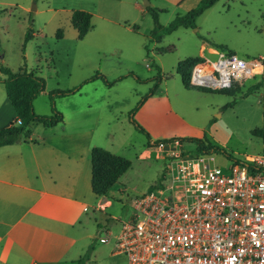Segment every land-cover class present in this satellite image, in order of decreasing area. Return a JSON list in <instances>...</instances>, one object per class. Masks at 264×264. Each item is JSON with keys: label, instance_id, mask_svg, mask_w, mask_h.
Segmentation results:
<instances>
[{"label": "rangeland", "instance_id": "rangeland-1", "mask_svg": "<svg viewBox=\"0 0 264 264\" xmlns=\"http://www.w3.org/2000/svg\"><path fill=\"white\" fill-rule=\"evenodd\" d=\"M198 2L184 0L175 6L164 1L166 9L157 12L158 23L166 26ZM141 8H146L143 0H0V63L13 72L37 70L44 80V94L35 102L40 109L50 111L52 100L57 110L61 96L51 93L79 84L95 71L110 82L131 73L109 86L96 78L74 94L76 103L91 111L86 118L94 119L96 144L126 158L130 166L104 194V208L98 207L103 212H93L88 223L89 238L84 246L81 240L75 243L66 264H78L89 248L82 264H126L124 255L116 252L114 237L131 216L133 200L166 174L164 159L129 121L131 109L149 92L146 98H158L156 109L163 124L173 125L180 118L203 128L208 141L224 151L211 152L222 168L233 159L264 155V89L237 86L229 92L186 87L178 72V66L196 57L200 44L206 47V42L213 44L211 48L251 58L264 56V0H216L195 17L193 28L178 27L158 40L148 37L153 22L146 9L140 13ZM72 10L91 14L89 30L80 40L69 22ZM28 27L31 37L24 42ZM106 133L111 140L102 138ZM182 149L199 154L192 142L183 141Z\"/></svg>", "mask_w": 264, "mask_h": 264}, {"label": "built area", "instance_id": "built-area-1", "mask_svg": "<svg viewBox=\"0 0 264 264\" xmlns=\"http://www.w3.org/2000/svg\"><path fill=\"white\" fill-rule=\"evenodd\" d=\"M187 83L264 89V56L202 47ZM150 146L167 175L133 200L114 237L126 264H264V155L222 168L211 153L187 154L176 139Z\"/></svg>", "mask_w": 264, "mask_h": 264}, {"label": "crops", "instance_id": "crops-1", "mask_svg": "<svg viewBox=\"0 0 264 264\" xmlns=\"http://www.w3.org/2000/svg\"><path fill=\"white\" fill-rule=\"evenodd\" d=\"M164 1L168 0H151L150 5L164 10ZM169 1L175 6L184 2ZM133 4L138 7L136 2ZM140 13H146L145 8ZM206 44V47L200 44L197 56L202 47L213 45ZM32 72L39 75L37 70ZM0 78L5 75L0 73ZM63 89L67 88L59 90ZM78 91L59 97L56 109L62 114L61 122L49 127L34 122L23 140L0 146V264H66L71 261L75 243L81 240L84 246L89 238L92 213L103 212L98 207L104 208V195L97 196L90 188L89 158L92 147L102 146L95 142L94 119L86 118L91 111L88 107L84 110L74 99ZM41 94L44 89L32 100L33 110L36 114H49L50 111L40 109L35 103ZM64 97L70 99L63 102ZM157 102L158 98L147 97L134 114L152 140L205 134L203 128L180 118L173 125L163 124ZM14 116L4 92L0 96V127L11 122ZM36 132L34 139L32 135ZM106 137L102 135L107 140L112 138L107 133ZM106 143L110 145L109 141Z\"/></svg>", "mask_w": 264, "mask_h": 264}, {"label": "trees", "instance_id": "trees-1", "mask_svg": "<svg viewBox=\"0 0 264 264\" xmlns=\"http://www.w3.org/2000/svg\"><path fill=\"white\" fill-rule=\"evenodd\" d=\"M216 0H199L198 4L188 10L182 16L174 17L166 26H161L157 20V12L159 10L152 6H147L145 9L150 14L153 27L149 32L148 37L158 40L163 34L170 33L178 27L193 28L194 19L200 15L205 9L209 8ZM91 14L83 10H72L69 17L71 27L76 32V39L80 40L84 37L88 28L90 27ZM31 37V29L28 27L24 33V42ZM56 37H61V31L56 32ZM197 56L189 58L184 61L183 67L178 66V72L181 73V82L184 86L190 87L187 83L188 72L191 65L196 61ZM0 73L5 75V78H0V83L3 84L5 95L14 110V119L7 125L0 127V146L13 144L15 142L23 140L29 133V126L34 123H40L45 127L54 126L58 122L62 121V114L55 110L52 100L50 114H36L32 107V100L35 96L44 88V80L40 76L35 75L32 71L13 72L8 67L1 65ZM131 73H127L122 76L116 77L113 81H107L104 75L98 71L93 72L92 75L83 79L79 84H76L70 88L63 90H55L52 94L58 96L70 95L78 91V89L85 83L99 78L105 85H111L115 81H119ZM137 81H140L135 77ZM235 89H230L229 92H233ZM251 90V89H249ZM228 91V90H227ZM151 93L149 92L148 95ZM146 95V96H148ZM50 96V95H49ZM146 96L136 103L135 107L131 109L129 113V121L135 127L136 130L142 132L146 137V144L152 145L162 141H168L176 139L180 142L187 141L192 142L195 145V151L198 153H211L216 150L222 151L218 146L212 144L205 137L203 133L202 137H188V136H173L170 138L151 139L149 133L138 124L133 115L141 104L146 100ZM16 119L20 121V124H15ZM224 153V151H222ZM90 158V188L91 191L99 196L104 195L117 178L122 175L130 166V162L121 156L114 155L109 151L94 146L89 152ZM90 249V248H89ZM89 249L85 251L82 258L77 260L78 264H82V261L87 259Z\"/></svg>", "mask_w": 264, "mask_h": 264}, {"label": "water", "instance_id": "water-1", "mask_svg": "<svg viewBox=\"0 0 264 264\" xmlns=\"http://www.w3.org/2000/svg\"><path fill=\"white\" fill-rule=\"evenodd\" d=\"M143 5L144 7L150 6V4L148 3V0H143ZM0 62H1V57H0Z\"/></svg>", "mask_w": 264, "mask_h": 264}]
</instances>
